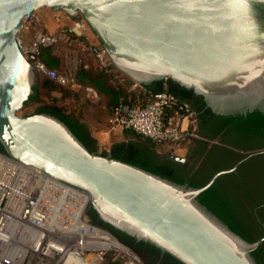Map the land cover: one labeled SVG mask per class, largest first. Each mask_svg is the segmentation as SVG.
I'll list each match as a JSON object with an SVG mask.
<instances>
[{"label": "water", "instance_id": "1", "mask_svg": "<svg viewBox=\"0 0 264 264\" xmlns=\"http://www.w3.org/2000/svg\"><path fill=\"white\" fill-rule=\"evenodd\" d=\"M43 6L84 18L133 82L170 81L232 115L264 111V0H0V155L78 189L86 210L184 264H259L264 236L246 240L199 199L221 172L202 186L176 182L90 150L55 114L22 112L39 73L16 34Z\"/></svg>", "mask_w": 264, "mask_h": 264}, {"label": "built area", "instance_id": "2", "mask_svg": "<svg viewBox=\"0 0 264 264\" xmlns=\"http://www.w3.org/2000/svg\"><path fill=\"white\" fill-rule=\"evenodd\" d=\"M41 12L37 10L31 13L26 19L28 23L25 24L26 20L23 23V30L17 32L16 42L20 51L32 63L39 75L47 76L66 89L82 93L90 102H99L101 100L100 91L95 86L82 84L77 79L76 74L79 67L72 64L69 71H60L48 67L42 59L41 54L45 48H57L60 42L67 43L63 51L66 53H72V51L69 43L70 36L64 29L59 32L48 31L44 26L46 16ZM72 19L69 31L79 35L78 38L91 30L84 18ZM89 48L90 53L95 57L97 69L113 73V64L103 45L100 43L97 46H89ZM79 61L83 67H90L88 63ZM135 85L138 84L135 83ZM125 106L128 108L125 109ZM109 122L112 130L120 127L133 131L154 143L159 152L172 153L179 157L185 156L190 141L198 137L195 130V112L187 102L179 100L174 93L169 91L168 87L150 93L144 103L140 101L116 106ZM35 170L31 176L36 180L30 183L27 182L28 179L22 180L21 176L18 178L15 173L12 174L10 178L19 180L15 185L19 193L13 199L10 198V189L4 190L0 187V264H65L69 255L75 250L80 255L81 264H97L98 261L104 260L105 251L111 249L125 255V264H138L121 244L120 248L115 246L94 248L89 246V243L86 244L94 236H100L104 240L113 236L88 220L85 211L87 200L81 191L52 180L39 170ZM36 173L38 175L35 176ZM47 187L56 190L58 194L54 196ZM40 188L56 203L61 202V205L71 206L74 210L78 209V194L84 196L79 211L81 213L77 217L76 225L80 224L78 232L73 228L76 223L73 219L72 225H66V221L57 224L56 220L55 226L54 219L50 216L51 208L40 194H34L36 191L39 192ZM4 191H6L5 194ZM12 202L15 203L13 204L14 209H10L12 213H9L6 207ZM60 217L65 219L63 213L57 214L55 219ZM4 236L13 238L11 245L5 243ZM99 250L101 252L96 253Z\"/></svg>", "mask_w": 264, "mask_h": 264}, {"label": "flooded vegetation", "instance_id": "3", "mask_svg": "<svg viewBox=\"0 0 264 264\" xmlns=\"http://www.w3.org/2000/svg\"><path fill=\"white\" fill-rule=\"evenodd\" d=\"M186 95L195 99L190 93ZM197 104L199 107L202 106L200 102ZM202 112L205 114L206 108ZM200 129L202 134L190 141L183 161L173 160L167 156L168 153L159 152L161 159L171 160L165 169L188 184L202 185L221 172L208 188L211 190L207 198L211 202L226 206L227 212L240 223L245 232L264 236V126L255 128V126L225 121L214 123L208 117L203 116ZM0 153L7 154L2 148H0ZM3 159L8 165L10 164L7 157L0 155V161ZM14 172L30 177L34 171L17 166ZM14 172H10L11 175ZM8 177L9 175L4 176L3 172L0 173V187L4 190L10 189V198L13 199L19 190L15 188L14 179ZM39 193L40 191H36L34 194ZM45 199L50 198L46 195ZM47 202L57 208L54 209L56 213L51 209L50 216L61 213L58 212L59 204L52 198ZM87 218L92 224L108 231L127 249L138 264H184L149 242L138 240L115 228L100 225L99 219L97 221L95 216L87 215ZM118 253L124 259V264L125 255ZM260 257L264 264V250L260 253Z\"/></svg>", "mask_w": 264, "mask_h": 264}, {"label": "trees", "instance_id": "4", "mask_svg": "<svg viewBox=\"0 0 264 264\" xmlns=\"http://www.w3.org/2000/svg\"><path fill=\"white\" fill-rule=\"evenodd\" d=\"M42 59L46 65L50 68H57L58 62L51 54L50 48H45L42 51ZM77 79L82 84H91L95 86L102 95L108 97V102L111 103V114L114 108L120 104L128 103L132 104L135 102L144 103L150 93H155L163 89V83L168 84V89L174 93L177 98L181 101L187 102L193 111L195 112L196 117V133L198 137L201 133V121L202 117L206 116L214 123L225 121L227 123H242V125L255 126V128L264 126V111L254 110L252 112H247L243 114H232V115H222L212 112L209 108L202 103L199 98L194 96L191 92L185 91L176 85L172 84L170 81H157L153 82L150 85H143V89L135 90L133 88L124 87L118 80L114 77L113 73L99 70H92V68H85L82 65L79 66L77 74ZM129 82L132 80H128ZM58 85L52 79L48 78L45 75H40L38 85L36 86V93L31 96V104L37 105L34 112H49L59 116L64 120L67 125L72 129V131L78 136V138L92 151L101 152L102 154H107L110 152L114 157L121 158L123 160L129 161L131 163L142 166L148 170L156 172L162 176L170 178L176 182H184L182 178L175 176L173 173H170L166 168V165L171 163V160L161 159L160 153L157 150L158 148L150 140L143 138L141 135L132 131L129 137H133L128 141H121L113 143L109 149L102 148L99 145L97 139L92 135L90 130V120L85 115V110L83 107L85 103H88L81 95L80 92H74L72 90L66 89L63 87V92L61 99L51 98V92L53 88ZM178 88V89H175ZM184 93H182V92ZM192 94L195 99L189 98L186 94ZM49 96V102L45 101V96ZM202 104L201 107L198 106V102ZM40 103V104H39ZM100 103V102H98ZM96 104V103H92ZM207 110L204 114L203 109ZM110 114V116H111ZM110 119V118H109ZM0 148L4 150L3 145L0 144ZM192 186H201L202 184H190ZM211 190H205L199 195V199L207 207H209L214 213L221 217L233 230L239 233L246 240L253 242L258 240L263 236V234L252 235L245 232L242 229V226L238 221H236L228 212L227 207L223 204L217 202H211L207 198V194ZM87 215L91 217L95 216L97 221L99 219L100 225L108 228H113L110 224L102 221L97 212L89 207L87 210ZM92 220V219H90ZM93 222V221H92ZM114 229V228H113ZM118 231V230H117ZM121 240V239H120ZM123 242V241H122ZM264 241L263 243L252 251L253 256L256 258L259 264H262V259L260 253L264 250ZM104 264H123V260L119 255L114 253L105 255Z\"/></svg>", "mask_w": 264, "mask_h": 264}, {"label": "rangeland", "instance_id": "5", "mask_svg": "<svg viewBox=\"0 0 264 264\" xmlns=\"http://www.w3.org/2000/svg\"><path fill=\"white\" fill-rule=\"evenodd\" d=\"M41 11L46 16L45 17V20H44V26L46 27V29L48 31H50V32H59V31H62L64 29L66 31V33L71 38L70 41H69V43H70V48H71L72 53H66L65 51H63V47H65L67 45L66 42H60V44L58 45L57 48L50 47L52 56H54V58L57 59V62H58L57 68L60 71H69V69L71 68L72 64H75L77 67H79L81 65V62L79 60H81V59L84 60V58H86V60H88V58L86 56H87L88 51L90 50L89 46H91V47L92 46H97V45H99L101 43L100 40H99V38L97 37V35L95 33L94 34L92 33L91 36H93L94 39L88 41V44H87V47L88 48L85 49V55H84L83 54V51H82V47H81V42L78 41V36L79 35H77L74 32L69 31V28H70L71 23L73 21V19H72L73 17H70L64 11H53V10L48 9V7H44L43 9H41ZM88 33L89 32H86L85 34H88ZM56 50L57 51H60V52L62 51V55L57 56L55 54V51ZM61 58L63 59V61L61 60ZM112 72L114 74V77L124 87H127V88H130L131 87V88H133L135 90H139L141 88L143 89V87H144L143 85L142 86L139 85V84L138 85H135V82H133V81H130L129 82L128 80H131V79L128 78L125 74H123L120 70H118L114 66L112 67ZM39 78H40V75L38 76V82H39ZM38 82H37V85H38ZM162 86H163V88H165V87H168V84L167 83H163ZM54 92L60 93V96H62V94H64L63 87L60 86V85H56L53 88L51 94L54 93ZM44 96L45 95H43V97ZM48 99H49V96H45V99L44 100L47 101V102H49ZM37 105H34V104L33 105H28V106H26L22 110V112L23 113L33 112L35 110V108H36ZM131 138H133V137L131 136V137H125V138H113V140H111V142H110L109 145L102 146V148H105V149L108 150L109 147L113 143L121 142V141H128ZM16 168L17 167L16 166H13L11 163L8 165L7 161H5L4 159L0 161V173L3 172L4 176L9 175L8 178H10L12 176L11 173L14 172L16 170ZM26 179H28V181H27L28 183H30L33 180H36V178H34L33 176L27 177ZM47 189L49 190L50 193L54 194V196L56 194H58V192L56 190H54V189H52L50 187H47ZM98 252H101V250L96 251V253H98ZM111 253H114L116 255H120L117 250L111 249V250L105 251V253L103 254L104 260L98 261L97 264H104V262H105V255L106 254H111ZM122 260L124 262V259L123 258H122Z\"/></svg>", "mask_w": 264, "mask_h": 264}, {"label": "crops", "instance_id": "6", "mask_svg": "<svg viewBox=\"0 0 264 264\" xmlns=\"http://www.w3.org/2000/svg\"><path fill=\"white\" fill-rule=\"evenodd\" d=\"M88 34H85L83 37L78 38V41L81 42V47L83 54L85 55V49H87V44L89 40H93L94 37L92 35V31H88ZM94 34V33H93ZM55 54L57 56L62 55V51H55ZM83 55V56H84ZM88 60L86 58L81 59L82 62H86L89 64L90 68L92 70L96 71L97 70V63L95 60V57L88 51L87 56ZM63 61V59L61 58ZM91 62V63H90ZM53 94H51V98ZM82 97L88 102L85 103L83 110H85V116L89 118L90 120V130L92 135L97 139L98 143L101 146L109 145L111 140L113 138H125L129 137L130 133L132 131L130 130H125L123 128L117 127L115 129L110 128V114H111V103L108 102V97L105 95L101 94V100L98 102H90L88 99L85 98V96L81 93ZM53 99H61V96L55 97ZM96 103V104H92Z\"/></svg>", "mask_w": 264, "mask_h": 264}, {"label": "bare ground", "instance_id": "7", "mask_svg": "<svg viewBox=\"0 0 264 264\" xmlns=\"http://www.w3.org/2000/svg\"><path fill=\"white\" fill-rule=\"evenodd\" d=\"M44 7H47V6H43V7H40V8H38V9H36V10H34L33 12H35V11H41V9H43ZM48 9H50L49 7H48ZM51 10V9H50ZM32 12V13H33ZM26 23H28V20H26V22H25V24ZM24 27V24L20 27V29H19V31H22L23 28ZM9 159V158H8ZM10 160V163L13 165V166H20V167H23V168H26V169H29V170H31V171H34L36 168H34V169H32L33 167H29V166H25V165H22V164H20V163H18V162H16V161H13L12 159H9ZM36 171V170H35ZM29 173V172H28ZM33 174H34V172H32ZM36 174H38V173H36ZM15 176H17L18 178L21 176V178H22V180L24 179V180H26V178L27 177H25L23 174H21V173H18V172H16L15 173ZM19 182V180L17 179V180H13V183H18ZM20 184V183H19ZM53 184V183H52ZM54 186H55V184H53ZM55 187H57V186H55ZM58 187H60V186H58ZM40 195H41V198H43L44 200H45V202L47 203V205H49V207L54 211V213H56L55 212V210L54 209H57L56 208V206H55V208H54V206H52L50 203L48 204V202L47 201H49V200H51V198L50 199H48V200H46L45 199V196H46V193H45V195L43 194V190H40V193H39ZM83 198H84V196L83 195H79L78 194V202H77V207H78V209L77 210H74V209H72L71 208V206L70 207H68V206H66V205H61V202H58V212H61V213H63L64 215H65V219H63V217H60V218H57V219H55L56 217H57V215H55V216H53V219H54V223H55V226H56V220L58 221L57 222V224H59L61 221H66V225H72V219L76 222V223H74V229H76L77 230V232L80 230V224H78V225H76L77 223H78V221H77V217L80 215L79 213H81V212H79L80 211V208H81V205H82V200H83ZM53 200V199H52ZM66 202H68V201H66ZM69 203V202H68ZM13 204H15L14 202H12L10 205H8L7 207H6V209H7V211L9 212V213H12L11 212V210L10 209H14V205ZM70 204V203H69ZM62 209H61V208ZM76 216V217H73V216ZM77 226V227H76ZM69 227L67 226V230H69L68 229ZM5 232H8L9 233V231H5ZM4 239H5V243H7V244H9V245H11V242L13 241V238H11L10 236H4ZM7 239H9V240H7ZM89 242H87L86 244H88L89 246H91V247H94V248H99V247H109V246H115V247H117V248H120L121 247V245H120V243L115 239V238H113V237H109V238H107V239H102L100 236H94V237H92V239H90V240H88ZM86 242V240L84 241V243ZM65 264H81V258H80V255H78V252L75 250L74 251V253H71L70 255H69V257H68V260L66 261V263ZM84 264H87V263H84Z\"/></svg>", "mask_w": 264, "mask_h": 264}]
</instances>
